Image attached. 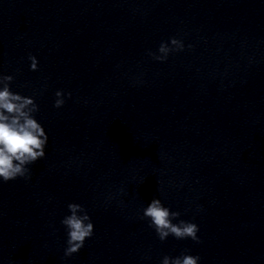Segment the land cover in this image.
<instances>
[{"label":"clouds","instance_id":"9594fccd","mask_svg":"<svg viewBox=\"0 0 264 264\" xmlns=\"http://www.w3.org/2000/svg\"><path fill=\"white\" fill-rule=\"evenodd\" d=\"M188 47H192L188 45ZM185 48L182 39L170 38L169 42H161L157 52L149 51L154 60L164 62L174 52L183 51ZM31 61L30 70H38L36 57L29 55ZM14 80L12 75L0 74V180L8 182L18 177L28 180L31 178V170L28 167L36 161L45 158V147L48 136L44 127L35 119V113L39 106L33 97L23 96L11 91L10 84ZM64 92L56 91L54 107L64 105ZM70 97L71 93H67ZM70 214L66 215L61 224L66 229L67 247L64 255L70 257L78 253L85 244L86 239L94 234V225L87 209L78 203L67 205ZM180 212L171 211L164 206L158 198L152 201L142 210L141 219L149 222L160 241H166L169 236L177 240L191 239L200 243L197 233L198 225L178 220ZM178 220V223L173 221ZM198 255L188 254L185 250L179 256L165 255L161 264H199Z\"/></svg>","mask_w":264,"mask_h":264}]
</instances>
